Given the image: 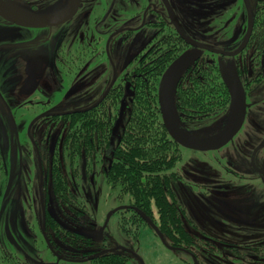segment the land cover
I'll use <instances>...</instances> for the list:
<instances>
[{
  "label": "rangeland",
  "instance_id": "1",
  "mask_svg": "<svg viewBox=\"0 0 264 264\" xmlns=\"http://www.w3.org/2000/svg\"><path fill=\"white\" fill-rule=\"evenodd\" d=\"M24 1L30 0H12L10 5L25 15L47 13L42 10H31L30 12L28 9H24L22 4ZM168 1L169 6L163 15L170 24L177 27L184 37L196 42L194 55L209 56L212 62L215 61L220 65L224 78L235 75L244 85L246 102L249 104L244 125L239 134L226 145L225 148L228 149L225 151V148H222L213 152L218 157L224 150L222 154L225 155L226 159L221 157L218 160L225 162V164H220L210 153L187 150L182 156L180 151V161L173 170L176 173L178 171L181 178L180 180L171 179L169 187L174 191L176 199L185 208L187 216L192 218L194 224L210 235L238 243H217L214 247L217 252H213V264H242L243 260L247 264H264V252L260 255H254V258L249 260L246 258L242 260L240 258L242 254H236L233 256L234 258L230 256L233 255L234 246L236 247L235 250L243 252L244 236L253 237V235L264 233V196L248 190L249 187L252 189L258 186L263 187L262 183H264V179H260L259 176V172L264 171V148L259 149L253 159L250 156L252 146L256 145L254 141L260 140L264 143V85L251 84L247 79V73L248 76L252 75V66L247 72L246 67L240 63H235L241 59L240 56L236 57L235 52L246 31L245 8L248 5L254 14L256 0ZM124 2L129 6L126 0ZM54 9L57 8L54 7ZM120 11L115 10L118 17L120 15V18H123L124 15ZM102 12H104L103 9L99 16H102ZM54 14L52 13L50 16ZM212 17L213 22L211 24ZM142 19L149 21L152 18L144 15L139 20L136 17L127 24L137 28L134 37L131 39L133 51L139 50L146 44L152 35L151 33H158L157 24L159 26V23H156L151 30L140 22ZM87 22L85 20L82 26L89 27L90 24ZM81 23L82 20L80 19L73 24V27L79 26ZM7 25L0 24V42H8L16 46L0 51V260L3 254L11 255L13 259L18 258L17 264H49L50 258H43L44 255L36 251L37 249L32 243L34 234L31 232V227L36 229L37 241L35 242L38 244L36 247L40 250L43 249V251L47 248L45 236L48 237L51 234L54 240H58L59 237L68 235L63 228L52 225L50 221L51 214L56 216L59 213L56 200L59 192L52 188L54 167L49 165L51 162L46 159L47 156H45L42 147L36 146V141L26 142V136L29 140L30 138H39L40 126L36 128L32 124L34 121L32 119L36 114L43 112L48 105L53 106L54 112H64L74 108L82 110L94 105L110 86L116 82H123L120 79L125 72L122 71L121 73L118 70L122 64L126 48L120 44L115 45L112 51H106L103 57L116 58L118 59L115 60L117 64L112 67L97 64L94 68H90L87 77L90 80L89 84L79 94L71 97L66 98L65 95H62L65 90H60L61 84L58 77L56 80L47 77L48 88L45 91L38 90L36 93L41 97L42 102H48V104L36 105L33 109L26 110L23 109V100L19 101L15 94L18 90V77L21 78L27 53H42L47 55V59L55 60L57 47L55 45L49 51L48 46L43 45L39 38L31 35V31H26L27 36H24L18 31L21 28ZM97 25L98 23L93 24L91 30L95 29ZM107 29L108 27L105 28V36L107 43H109L115 35H110ZM16 32L18 33L17 36L15 35ZM94 35L99 36L95 31ZM114 41L115 39L112 40V46H114ZM57 42L58 40H56ZM51 43L49 42L48 45ZM202 48H207V50ZM143 50H139V54ZM94 54L97 56V52ZM236 65L240 66V73L235 71ZM114 71L119 74L117 78H114L117 81L111 82ZM126 84L123 83L124 88ZM230 118L229 105L228 110L217 116L179 122V128L194 139L208 138L215 133L222 132L228 125ZM66 150L68 151V148L64 146L63 167L61 169V166L59 167L63 172L68 169L67 161L72 160L73 162L69 161L72 165L79 160L76 159V156L67 159L66 154L68 152ZM71 154L73 155V153ZM101 155L99 156L101 157ZM92 162V156L89 155L84 161L80 158L79 165L81 168H87V165ZM49 166L51 170H49ZM226 166L234 168L237 174L230 172ZM74 167L76 168L77 165ZM59 176L61 175L54 173V178ZM81 177V173L76 171L74 175L76 183L77 180L80 181ZM102 187L103 181L98 174H96L93 184L85 180V182L80 183L79 187V194L81 195L79 198L86 201L88 209L92 213L90 216H79L77 219L79 222L89 223L93 228L102 224L107 211L103 205H96ZM64 189L59 188L60 192H64ZM68 189L69 197L68 195H65L64 198L61 197L60 202H62L61 209L65 210L66 214L71 215L72 211L69 210H72V207L70 209L66 207L72 199L71 194H74L70 188ZM74 192L76 191L74 190ZM37 195H40V199H37ZM49 199L53 201L54 209L52 206H47ZM232 208L239 210L234 216L242 222L240 225L223 221L225 214L232 211ZM83 210L85 211V209ZM65 218H67L66 215H64ZM249 221L253 223L247 225ZM114 223L113 219L111 223L113 227ZM64 225L68 224L64 223ZM138 230L139 236L137 235L136 238L130 240L118 237L107 238L105 249L115 250L118 246L128 247L138 254L143 264H181L183 256L180 253L167 249L159 238L144 226H140ZM112 233L113 231H111ZM224 243L227 244V248L223 247ZM92 247L97 248L98 245L94 244ZM83 258L78 257V259ZM205 258L200 256V261H207ZM128 264L139 263L131 259Z\"/></svg>",
  "mask_w": 264,
  "mask_h": 264
},
{
  "label": "flooded vegetation",
  "instance_id": "2",
  "mask_svg": "<svg viewBox=\"0 0 264 264\" xmlns=\"http://www.w3.org/2000/svg\"><path fill=\"white\" fill-rule=\"evenodd\" d=\"M11 1L12 0H0V24H4V25L10 24L19 27V29L21 28V30L18 31L24 34V36H27L26 31L28 30L31 31V35L32 36L34 35L37 38H39L43 45L48 46L47 48L49 49V51H51V49L55 45L57 47L56 49L57 55L55 60L47 59L46 54L37 53V52H33V54L27 53L25 62L23 64V70L21 72V78L20 76L18 77L19 79L18 90L15 94L16 98L19 101L23 100L22 103L23 109L26 110L33 109L36 105L43 106L48 104V102H42L41 97L38 96L36 93L38 90L45 91L48 88V83L46 82L47 77H50L52 80H56L57 77L59 78L61 84L60 90L62 91L65 90L62 93V95L63 96L65 95L66 98L79 94L82 91V89H84L90 82V80H88L87 78L89 76L90 68H94L97 64L102 66L108 65L111 67L117 64L115 60L118 59L103 57L106 51H112L115 48V45L121 44L126 48L124 52L125 53L124 57L122 59V64L120 66V69L118 70V72L121 71V73L122 71L125 72V74L121 77L120 81L123 80L127 82L125 86L126 92H128L129 90V83L134 81V79L137 76L136 72L133 69H131L130 72H128L127 69L130 67L132 68L135 67V65L138 63H142L141 60L142 57L145 55L144 53L148 51H150L151 53L153 45L156 44L155 41L158 40V38L160 37V33L162 34L169 28H172L178 36L190 42V46L185 52V55H188L190 59L194 57V49L196 48V42L184 37L179 32L177 27L173 24H170V22L163 15L167 7L169 6L168 0H126V2L129 3V6H127L124 0L24 1V3H22L24 5V9H28V11L30 12L31 10L34 11L42 10L47 12V13H35L33 15H25L19 13L15 8H13L10 5ZM155 2H156V8H155ZM191 4H193V2H191ZM132 5H134V7H132ZM54 7H56L57 9L55 10ZM69 7L74 8L72 15L60 24H51L44 26H28V25L17 24L11 19L12 17L15 18L18 17L21 18L22 20H30V21L55 19L65 14ZM248 8L251 11V8L247 5L245 8L246 31L242 39V42L240 43L236 51L242 45L245 36L247 34L248 24H249L248 14H247ZM102 9L104 12L101 13L102 16H99L100 11ZM115 10L117 11L121 10L120 12L123 13L124 17L120 18V15L118 17ZM52 13L55 14L53 16H50ZM251 13H252L251 32L245 47L242 49L241 52L236 54V57L237 56L241 57L240 61L235 63L236 64L240 63V65L246 67L247 72H249L252 65L257 64V67H255L256 72H252V73H259V74L248 76L247 73V79L249 81L257 80L256 82H254V84L264 85V43L261 45L262 47L258 51L257 61L254 57L255 55L252 53V50H250L248 45V42L250 41L251 37L253 36V32L256 29L253 18L254 14L253 12ZM144 15L147 17L151 16L152 19L149 21L147 20L143 21L142 19L140 21L142 24H144L151 30H153V26L156 25V23H159V26L157 24L158 33L157 34L151 33L152 35L148 39V42L139 49V50L144 49L143 52L139 54V50L136 51L132 50V42H131V39L134 37L137 28H133L127 24L130 23L132 19L138 17L139 20ZM80 19L82 20V23L79 26L73 27V24ZM122 19L124 20L122 21ZM85 20H87L88 21L87 23L90 24L89 27L82 26ZM155 20L157 21L155 22ZM212 22H213V17L211 20V24ZM95 23H98V25L93 30L95 31V33L99 35L98 37L95 36L94 31L91 30L92 28L91 26ZM106 27H108L107 30H109L110 35L111 34L115 35L114 38L110 39L109 41L110 44L107 43V37L105 36ZM15 35L17 36L18 33L16 32ZM114 39H115L113 43L114 46H112L111 43L112 40ZM56 40H58L57 43ZM49 42L52 43L48 45ZM15 46H16L15 44L12 45L8 42H0V51ZM202 49L207 50V48L206 49L202 48ZM92 51L93 53L91 54ZM117 51L119 50L117 49ZM94 52H97V56L94 54ZM152 53L154 54L155 51ZM152 53L151 55H153ZM93 57L97 58V60H94ZM118 74L117 71H114L112 73L111 82L114 80L117 81V79L114 78H117ZM230 79H237V78L235 75H231L229 78H227V80ZM117 83L118 82H116L115 84ZM241 86L245 93L244 86L242 84ZM245 102H246V95H245ZM248 107L249 104L246 102V111ZM83 110L86 109L80 110L74 108L69 111L54 112L53 106L51 107L50 105H48L45 108V110H43V112L36 114L32 119L34 120L32 124H34L36 128L40 126L39 138L38 139L30 138L29 140V138L26 136V142L36 141L37 144L36 146L42 147L45 156H47L46 159L48 160V162H51L49 165L51 167H54L52 178H54V173L61 175L59 176L60 177L59 181L62 183V187H59L57 181H54L53 179V184H52L53 190L56 191V188L64 189V187H66L65 190L68 191L67 192L68 195H69L68 188H70L74 194L72 195L70 193L72 199H70V202L66 207L68 209L72 207V210H69L72 211L71 215L66 214L65 210L63 211L61 209L62 202L60 201L62 200V198L58 197V199L56 200L58 203L57 207L59 208V213H57L56 216H53V214H51L50 221L52 225L57 226L58 228H63V230L67 232V235L70 236V239L74 240L75 244L70 243V241L67 239H62V237H59L58 240L53 239V242L49 243V246H47L48 249L46 248L44 249V251L43 249L40 250L36 247L38 244L37 242H35L37 241V237L35 236L36 229H34V227H31V232L34 234L32 243L34 247L37 249L36 251L41 253V255H44L43 258H50L49 259V262H51L50 264H60V262H64V264H79L77 262H80L82 259H78V257L89 258L90 256H88V253H90L91 251L100 250V249L105 250L107 238L118 237L129 240L136 238L137 235L136 233H139L138 229L140 228V226H144L147 230H150L154 235H156L152 230L149 222L145 221L138 214L137 211L139 212L141 211L139 210V208H137L136 205H134L135 202L134 201L126 202V199L123 196L120 187H117L114 195H108L107 188L105 185V179H104L105 163H107V161L110 160L109 150L112 148V146L114 145L117 146L120 143L121 140L120 134H121V130L123 129L122 122L125 116V112L124 111L118 112L117 119L111 126V130L107 142H104L103 136L100 135L98 137L94 135L92 143L96 145L98 144L99 146L97 151L94 150L92 152L93 162L87 165V168L86 167L81 168L79 165L80 158L82 159V161H84V159L86 160L89 156L88 145L90 142V138L86 130H83L81 133L72 132L70 122L65 120L64 115H69L74 112H79ZM119 117L121 120L118 123L117 128L114 130ZM243 125L244 124H242L241 128L243 127ZM181 130L187 135V133L183 129ZM240 130L233 136V138L229 142H231L234 139V137L239 134ZM220 133L221 132L215 133V135L213 136H216ZM102 140L103 142H100ZM229 142H227L220 148L214 150H208V151L188 149L180 146L179 144L178 145L181 148L182 156H184V153L187 150L193 152L199 151V152L210 153V155L215 160L219 161L218 159H221V157L225 156L222 154L224 150L221 152V154L218 157L216 156V153L213 154V152L225 148ZM254 142H256V145L252 146L250 152L251 159H253L256 156L257 151L259 149L264 148V143L260 142V140H256ZM106 144L109 145V148L107 149V147H105L102 149V147L106 146ZM74 145L77 146L75 150L76 152H74V150L71 149V146ZM64 146L68 148V151L66 150L68 152V154H66L67 159H72L73 158L72 156H76V159L79 160L77 161L78 163L76 164L77 165L76 168L70 166L69 169H66L63 172L60 169L63 167V162H64V156H63ZM78 146L83 147V149H81V152L78 149ZM227 149L228 148H225V151ZM164 151H165V157H167V152H168L167 147L164 148ZM71 153H73V155ZM99 155H101V157ZM219 162L220 164L223 165L225 164V162H222L221 160ZM50 166H49V170H51ZM226 168L233 174H237V171L234 168L230 166H226ZM263 169H264V165H263ZM57 171H59L60 173ZM76 171L78 173H81L82 176L80 178V181L77 180V183L75 181L76 179L74 180V175ZM96 174H98L103 181L102 192L98 201L96 202V205L97 204L103 205V207H105L107 211L105 212L104 218L102 220V224H100V226L97 228H93L92 225H90L89 223H84L82 221L79 222L77 218L79 216L82 217L85 215L90 216V214L92 213L89 211L86 201L79 198L81 196L79 194L80 193L79 187H80V183L83 181L85 182V180H88L90 184H93V180ZM259 176L260 179L262 178L264 179V171L259 172ZM180 178L181 175L178 171L177 173L174 172V175H171L170 172L168 174H163L161 177L162 180L161 192L164 201H166L167 205L171 204L173 208L172 209L173 216L172 215L170 216L175 220V224H177L180 227V231H179L180 234L178 236V240L182 243V247H174L167 244L168 243L167 239L161 233L160 234L162 235V238L164 242L167 244V246L170 247L167 249H169L170 251H177L183 256V258L181 259V264H213V251L211 250V248L213 249V246L201 247L200 246L201 243H213V241L235 243V244L238 243L210 235L209 233L203 231L201 228H199L196 224L193 223L192 218L187 216L185 208L176 199L174 191L171 190V188L169 187V181L171 179L180 180ZM262 185L263 187L261 186L253 187V189L252 187H249L248 190H250V192L259 193L261 196H264V183H262ZM74 190L76 192H74ZM37 199H40V195H37ZM47 206L53 207L54 206L53 201L49 199ZM83 209H85V211ZM141 209L145 211V214L143 212L141 213L150 221V223H152L155 227H157L155 221L157 220V218H159V214L157 213L156 205H153L151 203L148 205V207H142ZM113 210L115 211L110 215L106 226L102 229L103 224H105L107 214ZM238 211L239 210H237L236 208H232V211L225 214L226 216L225 219H223V221L237 223L238 225H240V223L242 222L234 216V214H237ZM64 215H66L67 218L64 219ZM168 217L169 216H166L165 213L166 223H169L170 219H168ZM113 219L115 222L114 227L111 224ZM215 222L217 221L215 220ZM64 223H67L68 225H64ZM252 223H253L252 221H249L247 225H250ZM111 231H113L112 234ZM244 238L245 240L243 242L244 244L243 252L240 251V253L242 254L240 258L242 260L243 258L249 260L251 258H254V255H258V254L260 255L264 252V233L256 236L253 235V237L244 236ZM94 244H97L98 247L97 248L92 247ZM235 248L236 247L234 246L233 249L234 252H236ZM116 249L125 251V255L132 257L138 263L141 260L138 254L128 247L118 246L116 247ZM200 256L206 257L205 259L207 261H203V262L200 261ZM208 257H210V259H207ZM230 264H238V263H230ZM242 264H247V263H245L243 260Z\"/></svg>",
  "mask_w": 264,
  "mask_h": 264
},
{
  "label": "trees",
  "instance_id": "3",
  "mask_svg": "<svg viewBox=\"0 0 264 264\" xmlns=\"http://www.w3.org/2000/svg\"><path fill=\"white\" fill-rule=\"evenodd\" d=\"M253 18L256 29L248 45L257 61L258 51L264 43V0H256ZM155 42L156 44L151 50V53L155 51L154 54L152 53L153 55L150 51L145 52L141 60L142 63L127 69L128 72L133 69L137 74L134 81L129 83L128 92L125 91L123 85V83H127L126 81L114 83L97 103L86 110L64 115V118L70 122L72 132L81 133L83 130L88 132L89 155L92 156V152L97 151L99 146L92 143L94 135L103 136L104 142H107L111 126L116 121L118 112H125L120 143L110 147V160L105 163L104 179L108 195H114L117 187H120L126 202L134 201V205L144 214L145 211L141 209L142 207H148L151 203L156 205L159 214V218L155 221L156 228L167 239V244L182 247V243L178 240L180 227L170 216H173V208L171 204L167 205L161 192V177L169 172L174 175L173 168L180 161L181 148L170 138L163 125L158 102V86L162 74L179 56L185 55L190 42L178 36L172 28L160 33V37ZM255 67L257 64L252 65L253 72H256ZM235 71L240 73V66L236 65ZM222 73L220 65L215 61L212 62L209 56L199 57L195 54L191 60L186 62L174 86L175 110L173 118L178 125L182 121L214 117L228 110L230 94L227 78H224ZM258 74L252 73V75ZM256 81L250 80V83ZM105 147L108 149L109 145L106 144L102 149ZM165 147L168 149L167 157H165ZM76 148V145L71 146L74 152H76ZM78 149L81 152L83 147L78 146ZM76 164L77 162L72 165ZM72 165L67 161L68 169L70 166L73 167ZM59 178L53 179L57 181L59 187H62ZM57 191L59 192L58 197L64 198L65 195H68L65 189L64 192H60L56 188ZM165 213L166 216H169V223L165 222ZM137 235L139 236V233ZM62 239H67L70 243L75 244L70 236L62 237ZM45 241L47 246L53 242L51 234L48 237L45 236ZM217 243L222 244V242L213 241V243H201L200 246H213L211 250L214 252ZM226 245L224 243L223 247L227 248ZM235 251L230 256L241 254L239 250ZM173 252L178 253L177 251ZM88 256L90 257H84L77 263L128 264L133 259L125 255V251L119 249L95 250L88 253ZM14 259L11 255L2 254L0 264H17L19 259ZM60 264H64V262H60Z\"/></svg>",
  "mask_w": 264,
  "mask_h": 264
},
{
  "label": "water",
  "instance_id": "4",
  "mask_svg": "<svg viewBox=\"0 0 264 264\" xmlns=\"http://www.w3.org/2000/svg\"><path fill=\"white\" fill-rule=\"evenodd\" d=\"M74 11V8L69 7L65 14L62 16L55 18V19H49V20H22L18 17H10L15 23L21 24V25H28V26H44V25H51V24H60L67 18H69ZM248 14V30L247 34L245 36V39L240 46V48L235 52V55L242 51V49L245 47L250 32L252 28V15L249 8L247 9ZM188 60H191L188 55H182L179 57L176 61H174L162 74L158 86V102L160 107V114L162 117L163 125L168 132L170 138L179 144L182 147L188 148V149H194V150H202V151H208V150H214L217 148H220L227 142H229L233 136L240 130L246 113V102H245V93L244 90L239 82L238 79H230L227 80V87L230 94V113L231 118L228 123V126L218 135L208 137V138H192L188 135H186L178 126L177 122L173 118V112H174V86L177 83L179 75L182 73L186 62ZM120 117L117 120V123L115 125L114 130L117 128L118 123L120 122ZM113 130V132H114ZM115 210L109 212L106 216L105 224H103L102 229L106 226L107 221L110 217V215ZM138 214L147 222H149L152 230L157 235V237L160 239L162 244L166 248H170L167 246V244L164 242L162 235L158 231V229L150 223V221L139 211H137ZM102 231V230H101ZM140 264H143V262L140 260Z\"/></svg>",
  "mask_w": 264,
  "mask_h": 264
}]
</instances>
